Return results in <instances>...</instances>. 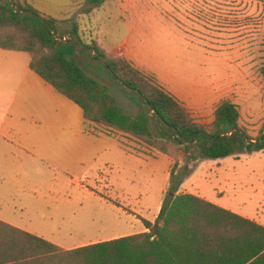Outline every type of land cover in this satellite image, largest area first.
<instances>
[{
  "label": "crops",
  "instance_id": "obj_1",
  "mask_svg": "<svg viewBox=\"0 0 264 264\" xmlns=\"http://www.w3.org/2000/svg\"><path fill=\"white\" fill-rule=\"evenodd\" d=\"M27 1L57 20L56 36L64 43H74L73 57L80 67L105 83L129 115L137 114L140 99L108 72L103 60L93 58V50L85 45L92 39L102 50L155 72L163 87L203 124L212 122L222 100L230 99L239 106L247 96L245 90L235 94V70L244 69V77L248 75L245 60L237 61L236 49H202L206 57L220 58L226 77H218L213 64L194 67L186 63L172 73L160 74L140 61L129 38L123 41L116 34L104 35L103 6L108 0L89 16H79L80 43L65 20L82 0ZM29 63L27 52L0 47V221L63 249L148 231L141 218L149 222L157 218L169 187L172 158L127 134L97 129L76 103L33 71ZM113 86L125 91L131 104L128 107H137L135 112L124 109ZM243 120L240 112L239 123ZM160 171L168 181L159 193L151 196L135 191L133 183L153 178ZM120 176H125V189L114 188ZM131 192L135 204L129 200ZM179 192L196 194L264 226V218L198 191Z\"/></svg>",
  "mask_w": 264,
  "mask_h": 264
},
{
  "label": "trees",
  "instance_id": "obj_2",
  "mask_svg": "<svg viewBox=\"0 0 264 264\" xmlns=\"http://www.w3.org/2000/svg\"><path fill=\"white\" fill-rule=\"evenodd\" d=\"M106 1L82 0L65 20L77 43L79 16H89ZM56 22L27 0H0V47L27 52L30 68L76 103L97 129L127 134L168 156L173 146L186 164L264 150V127L252 138L230 99L217 104L210 124L198 122L152 75L92 39L85 45L93 58L104 60L108 72L140 99L137 114L123 112L109 87L74 59V43L58 39ZM152 120L160 125L159 135ZM177 166L175 161L157 218H141L148 231L63 249L0 221V264H264V226L196 194L179 192L181 181L172 179Z\"/></svg>",
  "mask_w": 264,
  "mask_h": 264
},
{
  "label": "rangeland",
  "instance_id": "obj_3",
  "mask_svg": "<svg viewBox=\"0 0 264 264\" xmlns=\"http://www.w3.org/2000/svg\"><path fill=\"white\" fill-rule=\"evenodd\" d=\"M103 33L116 34L123 41L129 38L140 61L160 74L172 73L186 63L194 67L213 64L217 76L226 77L220 58L206 57L202 49H236L237 61L245 60L248 73L244 77V69L235 70L234 75L235 94L245 90L247 95L239 103L244 117L241 125L246 124L252 138L263 129L264 0H108L103 6ZM78 58L82 60V56ZM82 62L88 65L87 60ZM143 71L162 85L155 72ZM112 88L124 109L135 112L137 107H128L131 104L125 91ZM151 127L160 134L156 120H152ZM169 150L173 164L178 162L172 179L181 181L180 191H198L251 216L264 218V150L188 164L173 146ZM162 173L141 178L133 183V188L141 195L159 193L168 181ZM118 180L113 183L114 188L125 189V176ZM130 194L129 200L135 204V195Z\"/></svg>",
  "mask_w": 264,
  "mask_h": 264
},
{
  "label": "water",
  "instance_id": "obj_4",
  "mask_svg": "<svg viewBox=\"0 0 264 264\" xmlns=\"http://www.w3.org/2000/svg\"><path fill=\"white\" fill-rule=\"evenodd\" d=\"M12 6H13V4H11ZM53 33V35H55V32L53 31L52 32ZM58 39H60V38H58ZM61 40V39H60ZM103 63L105 64V62L103 61ZM150 113V112H149ZM154 116V115H153ZM185 156V158H186V160L188 161V159H189V154H185L184 155Z\"/></svg>",
  "mask_w": 264,
  "mask_h": 264
}]
</instances>
